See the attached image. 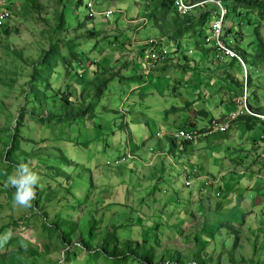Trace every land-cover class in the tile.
<instances>
[{
    "label": "rangeland",
    "instance_id": "rangeland-1",
    "mask_svg": "<svg viewBox=\"0 0 264 264\" xmlns=\"http://www.w3.org/2000/svg\"><path fill=\"white\" fill-rule=\"evenodd\" d=\"M77 1L4 0L15 16L0 46V264H222L214 249L226 246L231 263L241 245L253 255L241 264H264V167L260 177L250 169L222 178L228 159H243L245 149L228 142L237 127L264 157V123L249 129L241 119L186 147L172 138L196 117L209 125L195 112L231 116L227 94L244 96L247 78L251 106L264 99V0H221L224 33L246 63L232 61L246 68L232 72L206 45L208 32L178 45L163 37L175 14L153 1L97 0L98 10L114 11L109 18H88ZM207 9L210 26L219 9ZM151 38L171 55L152 73L143 64ZM46 51L49 63H38ZM83 105L86 114L65 115ZM21 164L39 176L35 207L16 203L8 182ZM212 177L222 179L206 185ZM223 182H234L232 194ZM197 244L212 250L208 258ZM116 252L129 256L107 258Z\"/></svg>",
    "mask_w": 264,
    "mask_h": 264
},
{
    "label": "built area",
    "instance_id": "built-area-1",
    "mask_svg": "<svg viewBox=\"0 0 264 264\" xmlns=\"http://www.w3.org/2000/svg\"><path fill=\"white\" fill-rule=\"evenodd\" d=\"M3 1L4 0H2V2ZM209 2L214 3L219 9L216 12L219 18H217L216 21H214V23L208 28V35L205 39L206 45H212L211 52L216 58H219L223 61H239L246 65L244 59H242L240 50H238L237 47L233 45L232 40H229L231 36L224 33L225 19L228 15V10L223 6L221 0H205L193 5L187 2V0H175L174 5L177 9L178 15L180 17H186L194 12L196 8L207 10V5ZM83 3L85 4V7L88 11V16L91 18H94L96 15L109 18L114 13V11L111 9L98 10L97 0H83ZM14 16L15 8L13 6L0 7V46L6 34L5 30L8 26H10ZM145 43L148 47H150L148 51H144L143 63L146 65V68L149 71L155 69L158 64H163L171 58L168 48L160 45V43L155 38L148 39ZM173 63H176V61ZM248 82L249 81L247 78L244 98L242 97V99L237 100L240 104V110L238 112L226 117L224 121L215 119L206 132H201L195 129H180L174 135H172V138L179 144L191 143L198 138H203L214 133H228L231 128V124L246 115L257 117V114L250 109L247 102L250 95ZM196 174H198L197 170L193 172L192 176ZM185 177L187 178L186 185L190 186L192 184V181L189 180L191 176L185 174ZM205 179L207 180L206 185L214 184L215 181L219 182V179L214 177Z\"/></svg>",
    "mask_w": 264,
    "mask_h": 264
},
{
    "label": "crops",
    "instance_id": "crops-1",
    "mask_svg": "<svg viewBox=\"0 0 264 264\" xmlns=\"http://www.w3.org/2000/svg\"><path fill=\"white\" fill-rule=\"evenodd\" d=\"M3 4H4V1L2 2V0H0V7H2L1 5H3ZM8 6L12 7L13 4H11V5L8 4L6 6L3 5V7H8ZM147 12L148 11L146 10L145 13H147ZM140 18H142V17H140ZM131 20L132 21H130V22H132V23L134 21H137L135 19H131ZM189 36H191V35H189ZM231 62L232 61H229V62L228 61H224L223 62L224 66L225 65L226 66H231V68H230L231 72L235 71L234 69H236L237 67L245 70V68L243 66H240V65H238L236 63H231ZM229 75L234 76L232 74H229ZM234 82H236V81H234ZM250 86H251V83H250ZM237 94H238V91H234V92L230 91L227 94V98H228L229 104H231V110H232L233 113L238 112L240 110V104H239V102L237 100L238 99H242V97L244 98V96H245V94H244V96H237ZM229 95H230V97H232V99L230 98L231 100L229 99ZM256 99H257V101L259 103V106H257L256 108L254 106H252V108L257 113L258 119L255 116H251V115H246V116L241 117L239 119V120L246 119L248 122H251V124L248 123L249 124L248 125L249 129H251L252 126H254V124H258L260 122L264 123V99H262V98H260L258 96H256ZM226 101L227 100L225 99L224 103H226ZM247 102L250 103V95L248 97ZM204 112H206V113H204ZM195 113H198L199 114L198 116L206 117L208 119L207 121L209 122V125L212 123V121L214 119L218 118V117L211 116V113L206 111V110L203 111V112H195ZM227 116H223V118H221L220 120H224ZM198 122H199V118L196 117V120L190 124V128L192 127L191 129L200 130V131L206 130V129L209 128L208 127L209 125H207L205 127H203V126L201 127ZM236 122H234V123H236ZM232 128L233 127H231L229 131H231ZM238 128L239 127H237V129ZM237 129H236L235 135H231L229 137V139H228L229 141L228 142L233 143V150H234L235 153H237V151L235 150V147H241V148L245 149V150L242 151L243 152V159L237 158L235 161H232V158H235L237 156H232V158L228 159L227 160L228 167H227V170L223 171L222 178L227 173H230L229 175H231V176H233L232 173H234V175H236V174L243 175V173L241 174V172L247 171V170H250V169H251L252 172H254V171L257 172V175L260 177L261 176L260 173L262 172V168L264 167V157L261 155V152H260L259 149L262 150L263 147H261L259 144H257L256 141L254 140V137L251 136L249 133H244L242 139L239 140V137L237 136V134H238V130ZM216 135H221V134L208 135V136H206L204 138H207L209 136H216ZM160 137H161V134H158V138H160ZM244 139H245V141H244ZM250 141H253L254 143L251 144ZM193 150H195V149H193ZM188 152H190V150H188ZM218 161H221V159L218 160ZM210 164H211V162H210ZM247 167H249V168H247ZM219 178H221V177H218L217 179H219ZM198 179H201V178L199 177ZM221 179H220V183H222ZM230 183L231 184H230V187H229V184H226V183L223 182V185L225 184V186H226V189L224 191H227L228 194H232L231 188H234L233 187L234 186V182H230ZM222 186H221V188H223ZM235 191H237V189H235ZM247 206L249 208H252L254 206V204L250 203V204H247ZM241 208H243V207L241 206ZM204 228H206V227H202V229H203L202 231H204ZM174 229H175L174 232L177 231L176 234L179 235V237H177V238L181 239V237H183V236H186L187 238L189 237V235L185 233L186 229H181V230H178L177 228H174ZM189 234H190V236L194 237L196 243L199 244L198 238L200 236V233L199 234L196 233L195 235H193L194 233L192 232V233H189ZM203 237L207 239V234L203 235ZM247 243H251V241L248 240ZM198 244H197V247L195 249L196 250L195 254L197 255L198 252H200L201 256H205L206 258H208L209 255H210L209 252H211L212 250L207 248L206 246H204V244H202L203 246H202L201 251H200L198 249L199 248ZM199 245L201 246V244H199ZM245 248L246 247L241 245L239 252L237 253L236 256H234V258H232L231 263L228 262V258L229 257H228V255L226 253L227 252L226 246H224L225 252H222L220 255L217 253L218 249H214V254L212 255V259L213 260H218V258H220V263H222V264H228V263L229 264H241L242 260L246 261V262H249L251 260V257H253V255H252L251 252L250 253L244 252L243 250H245ZM202 264H207V263H205V261H203Z\"/></svg>",
    "mask_w": 264,
    "mask_h": 264
},
{
    "label": "trees",
    "instance_id": "trees-1",
    "mask_svg": "<svg viewBox=\"0 0 264 264\" xmlns=\"http://www.w3.org/2000/svg\"><path fill=\"white\" fill-rule=\"evenodd\" d=\"M149 1L150 2L153 1L152 4L155 5V7L158 6V5L163 6V8L165 9V13L166 14H168V13H171L172 15L175 14V16L173 15V19L171 20V23H170L171 31L170 32L163 31L162 34H163V37H166L168 39L171 38V39L175 40L176 41L175 43L177 45H178V43L180 41H182L184 39H187V38H191L189 36L190 33H191V35L194 33V35L201 36V35H203L204 32H206V33L208 32V28H209L208 17H209V14H211L209 12V10L201 9V8H196L195 11H198V15H195V13H194L195 11H194V12H192L190 15H188L186 17H179L178 16V13H177V9L175 8V5H174L175 0H149ZM201 1H205V0H199V1H194V2H190V3L193 5V4L199 3ZM237 1H239L242 4H246V5H251L252 4L250 1H247V0H242V1L241 0H237ZM77 2L79 4H84L83 3V0H78ZM67 8H68V5H65V8L62 11L61 15L58 17V19L61 18L65 12H69L67 10ZM148 14H150L149 11L146 13V15H148ZM216 16H218V15L216 14ZM88 18H91V17L88 16ZM156 24L159 26L160 29H162V23H161V21H157ZM5 31L8 33L10 31V26H8ZM202 45H204V44H202ZM179 51H180V47L178 48L177 52L179 53ZM47 53H48V51L45 52L44 57L38 63H49V58L50 57L47 58ZM169 61H170V59L167 60V62H164L162 65H166ZM158 65H160V64H158ZM35 70H36V72H38L37 67H36ZM153 70H151V73H152ZM76 73L78 75H81V73H79L77 71H76ZM32 77H35V74L32 75ZM105 83H106V81L104 82V84ZM51 85H52V83H47V86L51 87ZM246 85H247V81L245 80L244 88H245ZM249 85H250V83L248 82V86ZM67 100H69L68 97H67ZM82 102H85L86 103L87 101L83 100ZM248 104H249L250 109L254 110L252 108V106L250 105V103H248ZM61 111L62 110H59L58 112L61 113ZM86 113H87V106L86 105H83V106H81V107H79L77 109V112H74L71 115L68 112H66L65 115L69 116L71 119H74L76 116L84 115ZM204 113H206V112H204ZM61 115L62 114H59V116H61ZM51 116L52 115L49 116V114H47L46 116L44 115L42 117H47V121H48V120H50L52 118ZM256 118L258 119V117H256ZM42 120L45 121L46 119H42ZM217 120H220V119H217ZM224 120H222V121H224ZM211 124H210V126H211ZM208 129L202 130L201 132H206ZM214 134H220V133H214ZM222 135H224V134H222ZM173 141H175V140L173 139ZM183 144H184V146H188V144H191V143H183ZM196 175H198V174H196ZM193 176H195V175H193ZM30 206L31 207H35L37 205H34V204L31 203ZM59 235H61V233H59ZM61 236L63 237V235H61ZM117 250H118V248L116 249V251ZM108 256L109 257H107V258H112V260H115V259H122V258L124 259L125 257H128L129 254L126 255L125 253H122V252L121 253L120 252H116L113 255V257H112V254H108ZM149 264H151V263L149 262Z\"/></svg>",
    "mask_w": 264,
    "mask_h": 264
},
{
    "label": "clouds",
    "instance_id": "clouds-1",
    "mask_svg": "<svg viewBox=\"0 0 264 264\" xmlns=\"http://www.w3.org/2000/svg\"><path fill=\"white\" fill-rule=\"evenodd\" d=\"M39 176L30 171L25 165L18 166L17 172L8 177L10 185L16 188L14 200L16 203L28 206L34 198V186L38 183Z\"/></svg>",
    "mask_w": 264,
    "mask_h": 264
}]
</instances>
